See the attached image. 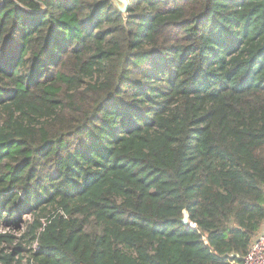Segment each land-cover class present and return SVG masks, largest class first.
<instances>
[{"label":"trees","instance_id":"16d2710c","mask_svg":"<svg viewBox=\"0 0 264 264\" xmlns=\"http://www.w3.org/2000/svg\"><path fill=\"white\" fill-rule=\"evenodd\" d=\"M127 1L0 0L4 264H229L264 225V0Z\"/></svg>","mask_w":264,"mask_h":264},{"label":"built area","instance_id":"2783aa9c","mask_svg":"<svg viewBox=\"0 0 264 264\" xmlns=\"http://www.w3.org/2000/svg\"><path fill=\"white\" fill-rule=\"evenodd\" d=\"M25 216L28 217L27 220L31 221L32 219L31 214H26ZM34 247L37 248L36 243L34 244ZM229 264H264V225L253 238L246 255L244 256L232 255V258L229 259Z\"/></svg>","mask_w":264,"mask_h":264},{"label":"rangeland","instance_id":"374dc122","mask_svg":"<svg viewBox=\"0 0 264 264\" xmlns=\"http://www.w3.org/2000/svg\"><path fill=\"white\" fill-rule=\"evenodd\" d=\"M23 219H25V220H24V223H23L22 226H21L22 228L24 227V225H25L26 220L28 219V217L25 216ZM0 231H2L3 233H5V232H7V233H11V234H14V235H17V236H20V235L22 234V232H18L17 229H15V228H11V229H9V228L7 229V228H6V229H4V228H2L1 226H0ZM1 247H5V248H6V247H8V245L5 244V243H4V244H0V248H1ZM6 249H8V248H6ZM16 263H17V262H16ZM16 263H15V264H16ZM0 264H4V263L0 262Z\"/></svg>","mask_w":264,"mask_h":264},{"label":"water","instance_id":"95a60500","mask_svg":"<svg viewBox=\"0 0 264 264\" xmlns=\"http://www.w3.org/2000/svg\"><path fill=\"white\" fill-rule=\"evenodd\" d=\"M117 4V6L119 7V9L122 12H125L127 10V6H128V1L127 0H114ZM184 222L188 225H191L192 223L190 222L189 216L186 213V218L184 220ZM193 227H196V225H193Z\"/></svg>","mask_w":264,"mask_h":264}]
</instances>
